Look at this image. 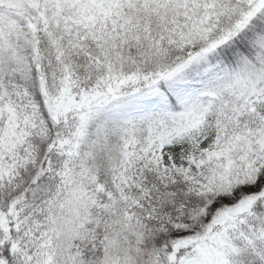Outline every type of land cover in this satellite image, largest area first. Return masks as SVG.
Wrapping results in <instances>:
<instances>
[{"label":"snow or ice","instance_id":"snow-or-ice-1","mask_svg":"<svg viewBox=\"0 0 264 264\" xmlns=\"http://www.w3.org/2000/svg\"><path fill=\"white\" fill-rule=\"evenodd\" d=\"M0 264H264V0H0Z\"/></svg>","mask_w":264,"mask_h":264}]
</instances>
